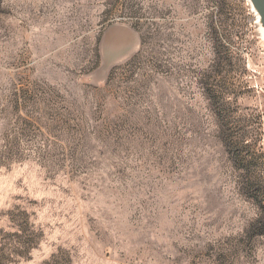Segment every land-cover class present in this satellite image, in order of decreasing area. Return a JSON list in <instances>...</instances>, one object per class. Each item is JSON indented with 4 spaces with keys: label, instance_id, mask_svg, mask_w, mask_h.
Segmentation results:
<instances>
[{
    "label": "rangeland",
    "instance_id": "374dc122",
    "mask_svg": "<svg viewBox=\"0 0 264 264\" xmlns=\"http://www.w3.org/2000/svg\"><path fill=\"white\" fill-rule=\"evenodd\" d=\"M2 257L264 264L247 1L0 0Z\"/></svg>",
    "mask_w": 264,
    "mask_h": 264
},
{
    "label": "water",
    "instance_id": "95a60500",
    "mask_svg": "<svg viewBox=\"0 0 264 264\" xmlns=\"http://www.w3.org/2000/svg\"><path fill=\"white\" fill-rule=\"evenodd\" d=\"M248 2V6L252 15L255 16V23L258 29L261 31L264 37V0H245ZM117 30H122L116 28Z\"/></svg>",
    "mask_w": 264,
    "mask_h": 264
},
{
    "label": "trees",
    "instance_id": "16d2710c",
    "mask_svg": "<svg viewBox=\"0 0 264 264\" xmlns=\"http://www.w3.org/2000/svg\"><path fill=\"white\" fill-rule=\"evenodd\" d=\"M0 264H4V263H3V257L0 259Z\"/></svg>",
    "mask_w": 264,
    "mask_h": 264
}]
</instances>
